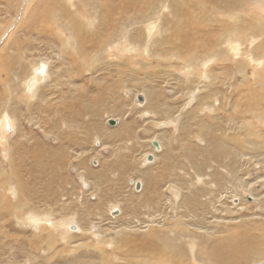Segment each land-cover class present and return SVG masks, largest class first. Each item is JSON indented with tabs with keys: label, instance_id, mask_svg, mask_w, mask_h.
<instances>
[{
	"label": "rangeland",
	"instance_id": "rangeland-1",
	"mask_svg": "<svg viewBox=\"0 0 264 264\" xmlns=\"http://www.w3.org/2000/svg\"><path fill=\"white\" fill-rule=\"evenodd\" d=\"M130 1L0 0V264H156L155 234L163 264H264L202 252L264 231V0Z\"/></svg>",
	"mask_w": 264,
	"mask_h": 264
},
{
	"label": "bare ground",
	"instance_id": "bare-ground-1",
	"mask_svg": "<svg viewBox=\"0 0 264 264\" xmlns=\"http://www.w3.org/2000/svg\"><path fill=\"white\" fill-rule=\"evenodd\" d=\"M87 1V3H89V4H91V5H94V6H98L100 3L99 2H97V0H86ZM105 2L107 1V0H104ZM121 1H124V0H121ZM140 1H142V0H140ZM95 2V3H94ZM144 2V1H143ZM143 2H139V0H134V1H130L127 5L125 4V7H126V10H136L137 8L139 9V6L141 5V3H143ZM99 3V4H98ZM145 4H146V0H145V2H144ZM100 5H103V4H100ZM145 6V5H144ZM147 6V5H146ZM94 8V7H93ZM44 9V8H43ZM62 10V9H61ZM124 10V9H123ZM63 11V10H62ZM87 11V10H86ZM59 12V11H58ZM60 13H62V12H60ZM64 13V12H63ZM89 14V13H88ZM134 14V13H133ZM37 15V14H36ZM51 8H49V7H46L43 11H42V13L39 15H37V19H38V23L39 22H41V27H43V19L45 18V23L47 24L50 20H51ZM63 15V14H62ZM68 15V14H67ZM66 15V16H67ZM138 18V17H137ZM66 19V18H65ZM136 22V21H135ZM261 22V21H260ZM69 23V22H68ZM71 23H72V21H71ZM73 25V24H72ZM71 33L73 34V35H75L76 36V38L78 39V41H79V44L81 45V48H84L85 47V45L86 44H88V45H92V44H94V43H91L88 39L89 38H84V36H82V38H80V37H78V34H77V32H76V30H75V27H73L72 26V29H71ZM259 34H261V33H259ZM95 35V34H94ZM93 35V36H94ZM261 36V35H260ZM95 38V37H94ZM136 38V37H135ZM56 39H57V37H56ZM86 39V40H85ZM60 43H61V45H66L67 43H68V41H69V38H66V37H58V39H57ZM88 40V41H87ZM100 40V39H99ZM98 41V40H97ZM94 42H96V40L94 41ZM101 42H102V39H101ZM84 45V46H83ZM204 66V65H203ZM43 67V66H42ZM38 71H39V73H43L44 72V69H43V71H42V68H41V70H39L38 69ZM245 85H246V83H245ZM177 86V85H176ZM249 86V85H248ZM247 86V87H248ZM262 86V85H261ZM250 87V86H249ZM163 94V93H162ZM251 97V96H250ZM155 98V97H154ZM100 99V98H99ZM137 101V100H136ZM80 104V103H79ZM83 104V103H82ZM138 104V103H137ZM139 105V104H138ZM73 106H74V104H73ZM139 106H142V105H139ZM157 106V105H156ZM83 108H85V107H83ZM88 108V107H87ZM153 110V109H152ZM86 111V110H85ZM154 114H155V110L154 111H152ZM114 113H116V112H114ZM164 113V112H163ZM73 114H75V113H73ZM261 115V114H260ZM264 118V117H263ZM3 124H8V122L7 121H3ZM3 129V128H2ZM131 129H132V127H131ZM6 131H4V133H5ZM118 133V132H117ZM113 134H116V133H113ZM128 134V136L130 135L129 133H127ZM255 134V133H254ZM121 136H123L122 134H121ZM72 140V139H71ZM123 140H124V138H123ZM125 141V140H124ZM153 142H155V141H153ZM152 142V143H153ZM152 143H151V146H152ZM74 144V143H73ZM123 144V143H122ZM121 144V145H122ZM159 144V143H158ZM124 145V144H123ZM160 146V145H159ZM123 147V146H122ZM160 149H161V147H160ZM17 150V149H16ZM224 150V149H223ZM131 151V150H130ZM222 151V150H221ZM132 152V151H131ZM155 152H160V150L159 151H156L155 150ZM186 156V155H185ZM189 156V155H188ZM75 159L77 158V157H74ZM9 161L10 162H12V160H10L9 159ZM151 161V160H150ZM167 164V163H166ZM119 166V169H120V166L122 165L120 162L119 163H116V166ZM112 167H113V169L115 170L116 169V166L114 165V163L111 165ZM127 167H126V169H125V171L126 172H128L129 174H133V173H135V172H141V173H148V172H146V171H140V170H137L135 167H130L129 169H128V165H126ZM130 166V165H129ZM76 167H78V166H76ZM80 167V166H79ZM122 168V167H121ZM124 168V167H123ZM112 170V169H111ZM83 171V170H82ZM116 171H117V169H116ZM86 173H87V175H84L85 177L84 178H92V177H94V175L93 174H91L90 172H87L86 171ZM163 175V174H162ZM214 175V174H213ZM154 176V175H153ZM153 176L152 175H150V179L149 178H147L145 175H144V177H143V180L145 181V183H146V185H147V188H146V191H149L148 193H152L153 192V188H155L156 186H155V184H157V182H158V177L157 178H154L153 179ZM157 179V180H156ZM107 182V181H106ZM130 184L131 185H133V184H135V185H137V184H139V183H136V182H132V181H130ZM159 185V184H158ZM160 186V185H159ZM168 187V186H167ZM157 188H159V187H157ZM135 189H137L136 187H135ZM140 189V187L137 189V190H139ZM158 191L156 190V188H155V193H157ZM250 192H251V190L249 189L248 190V193L250 194ZM17 195V194H16ZM252 195V194H251ZM17 197V196H16ZM153 197V196H152ZM249 197H252V198H255V196H249ZM257 197H259L258 195H257ZM251 199V198H250ZM153 201V200H152ZM152 201L150 202V200L147 202L148 204H150V203H152ZM154 203H155V201H154ZM153 203V204H154ZM142 204V203H141ZM159 213V212H158ZM41 217V216H40ZM180 218V217H179ZM44 219H46V218H44ZM171 219V218H170ZM162 220V219H161ZM166 218H164L163 220H162V222L160 221V223H164V222H166ZM174 222V221H173ZM72 226H74V225H72ZM156 226L158 227V230H156L155 229V233H157V234H160L161 235V233H162V229H164L165 227H167V224L165 223V226H163V225H160V224H157L156 223ZM70 227V226H69ZM75 227V226H74ZM258 227V226H257ZM68 228V227H67ZM143 228H147V226H144ZM143 228H141V229H143ZM69 230H71L70 228H69ZM139 230V229H138ZM76 231L77 232H79L80 231V229H78L77 227H76ZM256 231V230H255ZM75 232V231H74ZM169 232V231H168ZM76 233V232H75ZM247 234H249V233H245V235H243V236H239V240L237 239V241H235L236 243H231L232 242V237H233V235L231 236V237H229V239H226V241H223V242H217L215 245H214V249H212V247L211 248H209V250L208 249H206L205 247L204 248H202L203 247V245H202V247H200V249H203V250H208V251H202V252H205V253H208V255H211V254H213V256H215V257H219L220 258V255L221 254H223V252H230L231 254L232 253H234V252H239V254H241V256H243L245 259H248V258H251V257H256V258H260L261 259V262H264V231H263V228H260V234H258L257 236H255V235H247ZM164 237V236H163ZM153 241V240H152ZM161 241H162V239L160 238V236L159 235H156L155 234V256H158V258H159V260H158V262L156 263V264H163L161 261H162V259H165L164 257L165 256H167V254H166V252H165V244H163V243H161ZM163 242V241H162ZM222 243H224V244H222ZM138 244V243H137ZM149 244V243H148ZM145 245H147V243L145 242V243H143V244H141V246H143L144 248H145ZM206 246V245H205ZM167 249V248H166ZM136 250V249H135ZM139 250V249H138ZM138 250H136L137 252H138ZM227 256V255H226ZM232 255H230V257H231ZM176 258V257H175ZM167 259V258H166ZM175 261V260H174ZM168 263V262H167ZM167 263H165V264H167ZM169 264H172V263H170L169 262Z\"/></svg>",
	"mask_w": 264,
	"mask_h": 264
},
{
	"label": "crops",
	"instance_id": "crops-1",
	"mask_svg": "<svg viewBox=\"0 0 264 264\" xmlns=\"http://www.w3.org/2000/svg\"><path fill=\"white\" fill-rule=\"evenodd\" d=\"M214 118V117H213ZM112 121V119H108V121ZM117 120V119H116ZM128 120H126V122H127ZM130 122L129 123H127V124H123V128L122 129H119V131L118 132H121V133H123V136L124 135H126L127 136V138L125 139V141H121V142H125V143H127V144H133V149H134V152H132V154L133 155H135V156H137V157H140V156H143V154L146 156V155H148L149 157H151V151H149V149L147 148V144L149 143H151V142H148L149 141V138H151L153 135L152 134H146L148 131H150V132H152V131H154V127L153 126H148V125H145L144 124V122H143V117H141V116H139L138 114H137V117H136V121H134L133 120V118H131V120H129ZM112 123H114V122H112ZM112 123H110V125H115V124H112ZM203 123H204V121H203ZM152 125H154V124H152ZM134 126L135 127H144V128H151L150 130H147V132L146 133H144V132H137L136 134H135V130H133V128H134ZM131 127H132V129H131ZM166 128H167V126L164 128V129H162V131L163 130H166ZM167 129H169V128H167ZM155 130H160V129H155ZM171 129H169L168 131H166V132H158V131H156L158 134H161V133H163V134H167V136H168V138H170V139H172V138H174L175 140H174V142L172 143V145H177L178 143H179V141H177V139L179 140V139H181V138H184V140H193V139H191V137L189 136V135H183V136H179V133H177V134H175V136H172V130H171V133L169 132ZM127 133H129L130 135L128 136V134ZM182 133V132H181ZM183 134V133H182ZM120 137H122L121 135H119ZM193 137V136H192ZM193 138H195V137H193ZM199 138V137H198ZM155 142H157V141H155ZM158 143V142H157ZM111 144H113V143H111ZM116 144V143H115ZM138 144L139 145H142V148L141 147H139L138 146ZM187 144H189V143H187ZM191 145H192V143H191ZM195 145H197L198 146V143L197 144H195ZM121 147V146H120ZM123 148V147H122ZM132 149V150H133ZM123 151H125V152H123V153H121V155H120V157H118L116 160L118 161V162H122L123 161V163H125V164H129L130 166H128V169L132 166V164L130 163V160H131V157L128 155V159L126 160L125 158H123L125 155L124 154H126L127 153V151L128 150H123ZM113 155V154H112ZM124 155V156H123ZM121 156H123V157H121ZM153 156H155V153H154V155ZM133 158V157H132ZM115 160V162H117ZM92 162V161H91ZM115 162H113V163H115ZM112 163V164H113ZM95 164V163H94ZM111 164V165H112ZM155 164V161L154 162H152L151 163V165H154ZM149 165V164H148ZM150 166V165H149ZM121 167H122V165L120 166V169L119 170H114L113 169V167H111L112 168V171L113 172H115V173H119V174H121V175H124V173H126V171L125 170H123V169H121ZM132 168V167H131ZM150 174V173H149ZM151 175V174H150ZM126 180H132V178H130V177H133V176H131L130 174H127L126 176ZM138 183H140L138 180H136ZM140 185V184H139ZM140 187H141V185H140ZM137 191H139V190H137ZM135 194H137V193H135ZM112 196H116V198L118 199V197L120 196V193L118 194V192L117 191H115L114 190V192H113V189H111V191H108L107 193H106V195H105V199H108V203L111 205V206H113L114 205V203L117 201L115 198H113ZM135 196H137V195H135ZM112 200H113V202H112ZM70 227H72V225L70 226Z\"/></svg>",
	"mask_w": 264,
	"mask_h": 264
},
{
	"label": "water",
	"instance_id": "water-1",
	"mask_svg": "<svg viewBox=\"0 0 264 264\" xmlns=\"http://www.w3.org/2000/svg\"><path fill=\"white\" fill-rule=\"evenodd\" d=\"M143 97H141V96H139L138 98H137V101H138V103H139V105H142L144 102H143ZM110 122V121H109ZM113 126V125H112ZM152 146L155 148V150L156 151H159L160 150V147H159V145H158V143L157 142H153L152 143ZM151 160V157L150 158H148V161H150ZM135 187L138 189L139 187H140V185L139 184H137V185H135ZM136 189V190H137ZM70 229H71V231H76V227H74V226H72V227H70Z\"/></svg>",
	"mask_w": 264,
	"mask_h": 264
}]
</instances>
